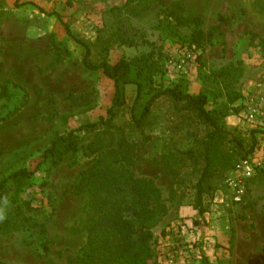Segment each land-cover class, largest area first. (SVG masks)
Returning a JSON list of instances; mask_svg holds the SVG:
<instances>
[{"label":"rangeland","instance_id":"374dc122","mask_svg":"<svg viewBox=\"0 0 264 264\" xmlns=\"http://www.w3.org/2000/svg\"><path fill=\"white\" fill-rule=\"evenodd\" d=\"M133 7L143 12L132 15ZM174 8L181 17H199L201 24L179 23ZM52 13L91 44L95 61L102 57L99 36L145 33L162 63L156 86L186 78L189 92L208 95V110L226 111L227 133L217 168L206 180L203 214L195 204L196 185L211 128L168 96L137 127L131 118L136 87L128 85L127 105L113 122L78 131V151L58 163L43 161L57 133L107 117L114 93L111 79L83 65V47ZM220 14L228 21L221 24ZM198 29L207 35L202 45L181 40ZM144 41L115 45L108 57L115 62L149 52L153 47ZM185 60L188 70L178 67ZM226 66H234L235 91L264 95V0H0V181L22 168L33 172L32 185L20 195L13 186L0 191V211L29 201L26 213L47 230L45 235L23 225L0 230L3 262L85 264L83 251L95 224L131 217L138 206L129 188L143 178L160 189L167 209L151 227V264H264V168L257 166L248 178L238 168L245 160L264 162V130L241 119L239 101L226 103V86L215 76ZM229 179L240 183L241 199Z\"/></svg>","mask_w":264,"mask_h":264},{"label":"trees","instance_id":"16d2710c","mask_svg":"<svg viewBox=\"0 0 264 264\" xmlns=\"http://www.w3.org/2000/svg\"><path fill=\"white\" fill-rule=\"evenodd\" d=\"M128 12L138 16L143 11L133 7ZM177 12V8L172 10V14L176 16L179 23L184 25L195 23L197 26L201 24L199 17L185 18L178 15ZM52 14L62 22L72 40L83 47V65L89 70L102 71L107 78L111 79L114 84V93L111 105L107 110V117H101L97 122L87 123L66 134L57 133L50 145L44 150L43 161L58 163L65 155L78 151L80 148L78 131L86 128L94 129L99 125H107L113 122L119 112L127 105L128 85L136 87V98L131 107V118L137 127H141L145 123L152 113L156 101L163 96H168L176 102L184 103L188 109L196 113L211 128L201 150L205 160V169L196 185L195 204L200 214H203L204 196L208 192V177L217 168L216 165L221 158L219 145L227 133L222 124L226 111H218L216 108L215 110H208V95L205 92L197 94L189 92L186 78L179 79L175 85L165 88L156 86V76L162 71V63L156 55L155 44L149 43L147 40L144 41L145 33L119 30L108 37L105 35L99 36L97 41L98 45L101 46L102 57L99 61H95L93 59L94 49L91 44L77 37L73 33L71 26L62 21L59 13ZM219 19L221 24L228 21L224 14H220ZM180 38L186 41L189 46L195 44L200 46L204 43L207 35L202 29H198L189 37ZM141 40L152 45L153 48L149 52L133 57H121L115 62L109 59L108 54L115 45L136 46L139 45ZM233 68L234 66H226L215 72V76L221 78L226 86L228 97L226 103L228 104L237 103L243 98V93L237 92L232 88L231 77L233 76ZM234 140H237V138H234ZM255 143L256 139L254 138L253 147L247 152L253 150ZM237 144L239 147L244 148L241 141H238ZM121 147L123 146L121 145ZM86 173L87 171H83V174ZM32 174L33 172L27 168L10 173L0 181V191L13 186L15 187V194L20 195L32 185ZM87 180L88 177L85 176L80 186L85 187ZM129 190L138 208L133 210L131 217H106V221H99L95 224L84 247L83 260L85 264H151L154 256L150 246L153 235L151 227L167 213V209L161 202L160 189L153 182L143 178L134 179ZM25 207L31 208V202L23 201L15 206L2 207L0 211V230L9 231L23 225L33 230L37 229L40 234L45 235L47 233L45 225L38 217L28 215ZM115 242L122 244L116 245ZM44 248L46 251L50 250L49 245L46 243ZM0 264H5L1 258Z\"/></svg>","mask_w":264,"mask_h":264},{"label":"built area","instance_id":"2783aa9c","mask_svg":"<svg viewBox=\"0 0 264 264\" xmlns=\"http://www.w3.org/2000/svg\"><path fill=\"white\" fill-rule=\"evenodd\" d=\"M190 54H188V58H190ZM170 63L174 64L173 60H170ZM178 67L180 69H187L190 68V61L189 60H185L182 61ZM185 70V71H187ZM238 106L241 107V119L255 127L256 129H259L261 131L264 130V95L257 93V92H251L249 94H246L239 102H238ZM261 167L264 168V162L259 161V163L254 162L253 160L249 161V160H245L243 161L238 168L241 169V173H239L240 175L242 174L243 177H251L254 173V169L256 167ZM228 183L230 186L233 187H238L237 188V199H241L242 198V194H243V188H240L241 185L240 183H237L236 181H234V179H229Z\"/></svg>","mask_w":264,"mask_h":264}]
</instances>
